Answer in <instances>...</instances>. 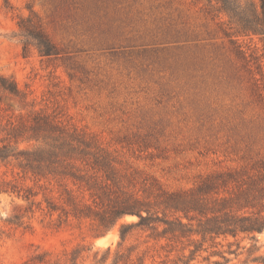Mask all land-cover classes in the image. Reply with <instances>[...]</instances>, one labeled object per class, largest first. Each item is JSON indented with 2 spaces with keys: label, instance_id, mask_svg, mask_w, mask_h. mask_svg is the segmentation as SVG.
<instances>
[{
  "label": "rangeland",
  "instance_id": "1",
  "mask_svg": "<svg viewBox=\"0 0 264 264\" xmlns=\"http://www.w3.org/2000/svg\"><path fill=\"white\" fill-rule=\"evenodd\" d=\"M31 14L61 56H41L34 46L23 53L18 22ZM233 25L225 13L210 11L207 0H0V74L29 93L25 106L0 92L1 107L15 114L55 111L96 135L152 201L160 191L190 189L220 171L258 175L264 172V37L239 34ZM15 178L40 193L27 200L23 192L0 189V264H26L41 250L63 261L78 245L86 249L79 264H96V253L99 258L108 247L106 264L117 251L124 254L118 264H184L182 256L190 254L186 239H154L140 228L120 245L121 225L138 221L136 215L108 231L93 219L63 216L62 223L59 212L51 216L30 203L43 201L45 208L44 194L59 201L62 187L0 165V186ZM258 236L255 255H264V232ZM213 244L191 264L224 261L214 250L226 251L224 264H258L244 234Z\"/></svg>",
  "mask_w": 264,
  "mask_h": 264
},
{
  "label": "trees",
  "instance_id": "2",
  "mask_svg": "<svg viewBox=\"0 0 264 264\" xmlns=\"http://www.w3.org/2000/svg\"><path fill=\"white\" fill-rule=\"evenodd\" d=\"M207 1L210 11L215 9L228 15L235 32L264 37V0L258 4L254 0ZM18 25L25 55L31 46L44 57L63 54L33 14L22 17ZM0 92L29 105V93L12 77L0 74ZM120 164L119 156L96 135L66 123L59 113L44 108L6 113L0 95V165L10 169L13 175L35 182H54L63 188L59 191V201L44 194L45 208L43 201L32 200V205L46 209L51 216L59 212L62 223L63 216L65 221L93 219L102 231L112 229L126 215H136L138 221L121 225L120 245L135 228L150 231L149 237L154 239L165 238L170 242L186 239L190 254L182 256L184 264H191L198 252L210 248L205 246L208 241L216 244L221 236L244 234L250 240L247 251L251 261L264 264V255H255L262 247L258 235L264 232V172L246 178L237 170L216 172L190 189L160 191L152 201L135 189L132 177L119 168ZM0 189L23 192L27 200L40 193L34 187L19 184L17 178L4 181ZM85 194L89 195L88 200L81 196ZM228 245L229 253H233V242ZM85 251L83 245H78L65 252L63 261L49 250L36 251L26 264H79ZM98 254L95 263L106 264L111 247L99 258ZM213 254L224 260H216L215 264L229 261L226 251L214 250ZM123 259L124 254L117 251L111 264Z\"/></svg>",
  "mask_w": 264,
  "mask_h": 264
}]
</instances>
